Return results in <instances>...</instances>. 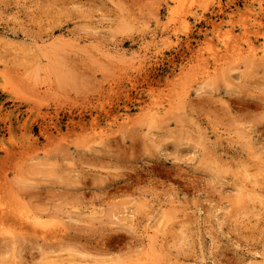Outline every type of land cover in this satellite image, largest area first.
Listing matches in <instances>:
<instances>
[{"label": "rangeland", "instance_id": "obj_1", "mask_svg": "<svg viewBox=\"0 0 264 264\" xmlns=\"http://www.w3.org/2000/svg\"><path fill=\"white\" fill-rule=\"evenodd\" d=\"M263 52L264 0H0V264H264Z\"/></svg>", "mask_w": 264, "mask_h": 264}, {"label": "bare ground", "instance_id": "obj_2", "mask_svg": "<svg viewBox=\"0 0 264 264\" xmlns=\"http://www.w3.org/2000/svg\"><path fill=\"white\" fill-rule=\"evenodd\" d=\"M237 53H239V52H237ZM240 54V53H239ZM250 54H253V56H256L257 57V55H259V52H252V53H250ZM260 56V55H259ZM255 57V58H256ZM257 58H259V57H257ZM262 58H264V52H263V54H262ZM261 59V58H260ZM262 60V59H261ZM125 119V118H124ZM127 119V118H126ZM127 123V122H126ZM125 123V124H126ZM6 211V210H5Z\"/></svg>", "mask_w": 264, "mask_h": 264}]
</instances>
